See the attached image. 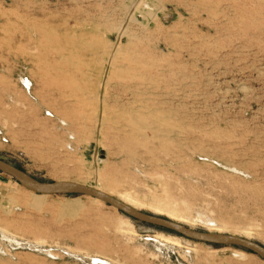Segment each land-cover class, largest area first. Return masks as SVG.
<instances>
[{
	"label": "rangeland",
	"instance_id": "obj_1",
	"mask_svg": "<svg viewBox=\"0 0 264 264\" xmlns=\"http://www.w3.org/2000/svg\"><path fill=\"white\" fill-rule=\"evenodd\" d=\"M0 159L264 245V0H0ZM24 189L0 171V264H264Z\"/></svg>",
	"mask_w": 264,
	"mask_h": 264
},
{
	"label": "water",
	"instance_id": "obj_2",
	"mask_svg": "<svg viewBox=\"0 0 264 264\" xmlns=\"http://www.w3.org/2000/svg\"><path fill=\"white\" fill-rule=\"evenodd\" d=\"M0 171L12 177L21 186L38 194L60 195V194H78L95 197L103 202L117 208L129 217L144 221L150 224L164 227L189 239L206 242L216 245L238 246L247 249L264 258V245L253 240L232 234L203 232L191 229L183 224L173 220L149 214L137 210L130 205L122 202L118 198L108 195L107 193L98 191L90 186L71 181H52L44 182L36 180L22 170L10 165L0 159Z\"/></svg>",
	"mask_w": 264,
	"mask_h": 264
},
{
	"label": "bare ground",
	"instance_id": "obj_3",
	"mask_svg": "<svg viewBox=\"0 0 264 264\" xmlns=\"http://www.w3.org/2000/svg\"><path fill=\"white\" fill-rule=\"evenodd\" d=\"M116 40H117V43L116 42H113L112 41V43H109L108 42V45L110 44V46H111V49L109 48V50L110 51H108V52H110V53H107V58H106V64L107 65H110V63H111V61L113 60L112 58H113V50L115 49V50H117V46H118V43L120 42V40H121V37L119 36V35H117V37H116ZM106 43V42H105ZM112 48H113V50H112ZM106 53V52H105ZM97 55H99V54H97ZM102 60V59H101ZM105 60V59H104ZM97 61V60H96ZM104 66V65H103ZM104 75V74H103ZM24 84H25V86L27 87L29 84H28V80H25V82H24ZM98 176H99V173H98ZM58 181H68V180H58ZM71 182H73V181H71ZM76 183H79V182H76ZM98 183H99V181H98ZM80 184H83V185H86V186H89L88 184H85V183H80ZM23 187V186H22ZM90 187H92V188H94V189H96V190H98V191H101V192H104V193H107L108 195H111V196H113V192L112 191H110V190H107L106 188H105V186L104 185H101V186H90ZM24 188V187H23ZM26 189V188H25ZM24 189V190H25ZM25 192H32V191H30V190H25ZM33 193H35V192H33ZM35 194H38V193H35ZM38 195H44V196H47V195H45V194H38ZM92 198H94V200H96V201H98V202H100V201H102V200H100L99 201V199H97V198H95V197H92ZM120 200V199H119ZM122 201V200H121ZM103 202V201H102ZM122 202H124V203H126V204H128V205H130L131 207H133L132 205H131V203H129V201L127 202V201H122ZM163 203V202H162ZM111 206V205H110ZM113 207V206H112ZM135 207V206H134ZM133 207V208H134ZM115 208V207H114ZM115 209H117V208H115ZM136 209V208H135ZM118 210V209H117ZM137 210H139V209H137ZM213 220V219H212ZM215 221V220H214ZM213 223V222H212ZM218 223V222H217ZM181 224V223H180ZM210 224V223H209ZM215 224V223H214ZM212 226H214L213 224H210V227L208 228L209 229V232H212V233H222V234H225L226 232H224L223 230H222V228H220V227H216V226H214V227H212ZM190 228V227H189ZM192 229V228H191ZM232 235H236V234H232ZM237 236H240V237H244V238H247V239H250L249 238V236L247 235V234H245V235H243V236H241V235H237ZM157 237V236H156ZM160 238H161V241H175V242H177V243H179V239H178V237H172V238H164V237H162V236H159ZM158 238V237H157ZM158 241V240H157ZM235 256L236 257H243L244 255H245V253L243 252V251H239V250H236L235 251Z\"/></svg>",
	"mask_w": 264,
	"mask_h": 264
}]
</instances>
